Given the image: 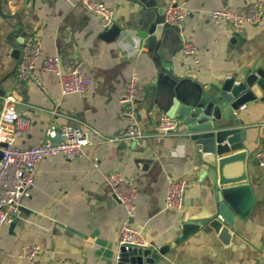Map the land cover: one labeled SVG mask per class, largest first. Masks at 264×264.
Instances as JSON below:
<instances>
[{
    "label": "crops",
    "instance_id": "0c3cea01",
    "mask_svg": "<svg viewBox=\"0 0 264 264\" xmlns=\"http://www.w3.org/2000/svg\"><path fill=\"white\" fill-rule=\"evenodd\" d=\"M103 1L114 8V24L121 28L116 40L101 35L105 29L100 15L82 0H0V107L3 96L13 92L19 97L18 110L31 118L20 144L44 142L52 127L56 131L79 122L101 133L122 132L127 118L120 96L133 73L145 83L144 98L137 105L143 136L106 143L94 134L75 159L57 155L41 161L31 194L23 199L14 221L0 224V264H118L126 209L106 179L111 170L120 171L137 187L132 222L154 249L181 236L184 223L202 221L213 212L215 197L207 168L198 165L182 143L180 129L161 136L156 124L161 113L188 102L197 88L210 89L214 81L252 68L264 70V16L237 35L209 12L241 10L247 0H185L181 32H166L158 43L150 38L154 13L147 0ZM28 36L40 41L36 77L18 79L16 67ZM182 36L197 45L198 62L180 51ZM47 54L59 55L64 70L80 61L89 63L98 72L96 82L85 93L64 94L58 76L43 67ZM238 113L250 150L253 210L246 217L235 214L228 224L229 241L205 222L150 264H264V166L253 156L262 143L264 100L244 104ZM176 178L187 180L181 208L166 205L168 183ZM30 242L39 244L40 253L26 260L18 252Z\"/></svg>",
    "mask_w": 264,
    "mask_h": 264
},
{
    "label": "built area",
    "instance_id": "2783aa9c",
    "mask_svg": "<svg viewBox=\"0 0 264 264\" xmlns=\"http://www.w3.org/2000/svg\"><path fill=\"white\" fill-rule=\"evenodd\" d=\"M82 2L88 9L100 15L103 29L113 26L115 22L113 7L103 0H82ZM184 2L185 0H168L164 3L165 21L178 26L180 32L187 16ZM209 14L214 21H225L232 27L235 34L242 35L248 24H255L264 16V0H247L241 10L214 8ZM180 51L194 62L199 61L197 45L185 36L181 37ZM39 53L40 41L33 36H28L23 42L21 56L16 67L15 74L18 79L36 77L35 69ZM43 67L58 76L64 94L85 93L96 82L98 76L97 70L85 61H80L72 68L64 70L61 58L57 54L45 55ZM144 95L145 83L136 73H133L120 96L122 112L127 118V126L122 132L101 133L90 124L79 122L62 125L59 141L52 140L56 134L55 128L52 127L48 130V137L44 142L23 145L18 142V139L27 134L31 118L18 110L19 97L15 93L5 94L0 107V224H9L14 221L23 199L31 194L39 165L45 157L61 155L68 160H73L84 153V147L92 143L94 134L99 135L100 140L106 143L131 141L143 136L137 117V105ZM261 126L262 143L253 151V156L258 165L264 166V121ZM179 128V120L164 112L158 118L156 134L161 136L177 134ZM105 176L111 185L114 197L126 209L125 219L120 226V246L123 244L148 246L140 230L132 222L136 214L137 187L131 184L120 171L111 170ZM186 186L185 178L169 181L166 191L168 207L181 208L183 206ZM39 253V244L30 242L21 246L18 255L23 259L33 260Z\"/></svg>",
    "mask_w": 264,
    "mask_h": 264
},
{
    "label": "water",
    "instance_id": "95a60500",
    "mask_svg": "<svg viewBox=\"0 0 264 264\" xmlns=\"http://www.w3.org/2000/svg\"><path fill=\"white\" fill-rule=\"evenodd\" d=\"M148 10L154 16L149 23L151 39L158 43L166 32H179L178 26L165 21L164 3L161 0H147ZM153 3V4H152ZM121 32L118 24L102 31L101 35L116 40ZM264 100V70L252 68L243 74L228 75L211 84L210 89L197 88L188 102L167 108L168 114L180 122L181 137L196 163L207 168L215 197L212 214L204 220L188 221L183 224L182 235L171 243L158 248L123 244L120 246L118 264H150L159 259L171 246L188 237L200 224L208 222L223 239L231 237L228 224L235 214L248 216L255 205V196L249 180V148L245 147L246 126L238 110L245 104ZM61 128H56L54 141L60 140ZM234 150L228 155L227 152ZM1 156V151H0ZM245 182L225 187L226 184Z\"/></svg>",
    "mask_w": 264,
    "mask_h": 264
}]
</instances>
